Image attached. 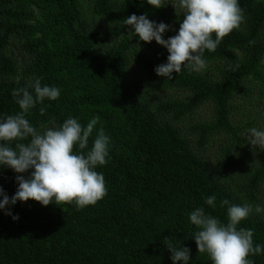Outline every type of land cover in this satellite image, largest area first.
<instances>
[{
  "label": "trees",
  "instance_id": "trees-1",
  "mask_svg": "<svg viewBox=\"0 0 264 264\" xmlns=\"http://www.w3.org/2000/svg\"><path fill=\"white\" fill-rule=\"evenodd\" d=\"M177 2L156 9L147 0H0V118L20 111L13 89L41 78L60 96L29 111L33 126L69 117L86 126L98 117L89 149L101 128L111 138L108 162L95 169L107 188L96 204L78 210L29 199L0 209V264H173L165 237L190 249L188 264H212L197 250L190 212L204 207L226 223L225 199L264 206V150L247 140L249 129L264 130V0H238L245 21L205 51L210 74L182 67L169 79L155 72L167 49L141 41L124 19L147 14L169 24L167 39L183 19ZM246 102L261 109L243 119ZM207 104L210 116L196 119ZM31 171L0 166V187L11 198L16 176ZM213 195L215 208L205 203ZM238 227L254 229L264 247L261 215ZM249 259L264 264V252Z\"/></svg>",
  "mask_w": 264,
  "mask_h": 264
},
{
  "label": "clouds",
  "instance_id": "clouds-1",
  "mask_svg": "<svg viewBox=\"0 0 264 264\" xmlns=\"http://www.w3.org/2000/svg\"><path fill=\"white\" fill-rule=\"evenodd\" d=\"M147 3L156 9L168 5L165 0H147ZM171 4L178 17L183 14V19L176 34L167 39L163 34L171 29L169 24L150 20L147 14H132L124 19V24L130 26L132 34L141 41L150 43L155 40L167 49V62L155 68L156 74L164 78H173L172 74L180 73L182 67H187L189 72L206 70L205 51L215 52L224 37L239 29L245 21L238 0H178ZM11 95L20 111L0 118V166H7L16 173L32 171L27 178L16 176L18 188L11 198L0 187V196L3 197L0 209L31 199L43 206L74 202L79 210L101 200L107 194V188L103 173L95 169L108 162L111 138L101 128L89 149V138L98 117L92 118L86 126L69 117L59 126L41 124L37 128L26 115L46 98L58 99L59 88L42 85L41 78H34L25 86L13 89ZM39 111L43 114L45 109L41 107ZM247 140L253 148L258 146L264 150V130L249 129ZM215 200L214 195L208 196L205 203L215 208ZM226 205V223L207 214L204 207L190 212L189 220L197 229L194 233L197 250L207 253L212 264H254L249 256L261 254L264 247L254 243V229L238 226L253 213L264 218V206L230 204L227 199L220 202L221 207ZM6 214L11 215L10 212ZM12 218L17 220L18 216ZM164 241L172 253L173 264L181 261L188 264V247L178 248L168 237Z\"/></svg>",
  "mask_w": 264,
  "mask_h": 264
},
{
  "label": "rangeland",
  "instance_id": "rangeland-1",
  "mask_svg": "<svg viewBox=\"0 0 264 264\" xmlns=\"http://www.w3.org/2000/svg\"><path fill=\"white\" fill-rule=\"evenodd\" d=\"M204 73L206 74H210L211 72H208L206 70L203 71ZM242 111H244V115H243V119H246V115L250 112L251 114L253 115H257L256 114V111L257 109L260 110L261 108L260 107H257L255 106L254 104L251 105L250 103H245L243 107H241ZM210 113H211V105L207 104V105H204L203 107H201L198 112H196V116L195 118H200V119H206L210 116ZM241 117L240 116H237V119H240ZM211 147V148H210ZM209 149L207 150V153H209L212 157H216L217 154H216V149L215 147L212 148V146H209L208 147Z\"/></svg>",
  "mask_w": 264,
  "mask_h": 264
}]
</instances>
